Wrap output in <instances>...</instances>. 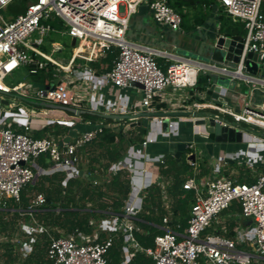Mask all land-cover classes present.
<instances>
[{"label":"built area","instance_id":"built-area-1","mask_svg":"<svg viewBox=\"0 0 264 264\" xmlns=\"http://www.w3.org/2000/svg\"><path fill=\"white\" fill-rule=\"evenodd\" d=\"M13 2L0 0V207H5L8 201L19 203L21 192L27 185L35 187L41 177L55 173L64 175L63 185L78 178L93 187L101 185V180L91 178L88 171L79 168L82 160L80 150L105 127L103 122L92 124L83 121L76 113L86 104L90 112L107 115L184 111L192 120H204L208 124L213 122L240 131L242 142L264 145L262 108H250L244 103L241 111L237 112L226 105H209V109L216 114L199 118L197 112L206 107L189 103L190 97L185 95L171 104L172 110L156 109L161 103L170 101L165 97L168 88L192 91L200 74L242 80L252 84L251 92L259 90L264 93V78L246 73L244 66L248 53L264 55V14L260 9L263 0H217L222 12L242 23L246 29L238 63L232 67L183 58L138 44L127 37L131 17L143 3L157 25L179 31L181 15L168 5L167 0H28L21 13L5 17L2 12H6ZM50 20L62 23L66 35L74 40V45L70 41L73 49L64 65L38 49L41 36L54 31ZM33 33H37L39 38L31 42L28 38ZM53 46L55 53L63 49L57 43ZM113 49H117L118 54L112 68L97 82H102L109 94L117 97L121 90L130 87V82L142 85L143 89L133 87L141 94L139 101L126 108L117 100L105 103L103 98L91 95V84L97 79L95 73L90 67H81L76 63L77 60L93 62ZM156 58H165L171 63L162 70ZM48 64L53 66V77L48 83L20 82L13 86L6 83L7 78L20 68L26 69L28 75H34L45 70ZM20 102L41 108L32 111ZM51 106L70 108L75 112ZM138 121L135 119L130 123ZM120 122L113 121L112 126L116 127ZM155 122L161 133L162 119ZM78 124L84 126L82 130L77 128ZM57 127L66 128L67 132L57 135ZM198 127L204 130L200 136L207 139L206 127ZM47 128L50 130L46 131ZM69 130H75L76 137L60 146ZM35 132H44V135L35 137ZM178 134V122L169 120L167 135L176 137ZM156 138V131L147 133L140 143V151L130 147L126 156L108 170L111 175L120 172L130 174V192L121 214L101 219L97 224L90 221L89 225L93 227L91 233L76 229L53 237L33 218L35 209L45 204L44 195L35 193L26 212L30 220L18 225L23 239H9L0 233V247L7 246V243L17 245L19 256L26 258L33 253L38 237L47 234L49 243L45 256L51 264H108L112 235L118 234L123 241L122 264L129 263L137 252H144L151 259L149 264H264V171L251 184H237L218 176L204 179L200 185H196L192 178L186 180L183 188L194 191L195 201L184 231L171 230L168 227L170 221L165 217L163 233L154 238L153 246L146 249L140 247L135 233L141 230L133 219L142 210L144 190L158 183L159 167L165 158L164 155L151 157L145 152L149 145L156 142ZM193 148L190 145L187 150ZM202 155L212 158L206 152ZM42 156L48 164L46 167L38 163ZM240 156L249 167L264 161V154L241 151L233 157L221 153L213 162L217 165L225 163L227 158ZM186 161L193 169L196 168L194 154L189 152ZM144 177L150 179L144 182ZM233 201L239 202L240 214L251 221V226L236 229L230 239L217 235L204 236L205 230ZM101 235L105 237L102 239Z\"/></svg>","mask_w":264,"mask_h":264},{"label":"trees","instance_id":"trees-1","mask_svg":"<svg viewBox=\"0 0 264 264\" xmlns=\"http://www.w3.org/2000/svg\"><path fill=\"white\" fill-rule=\"evenodd\" d=\"M20 0L21 12L25 2ZM170 7L179 12L182 18V28H195L204 23L205 18L216 6L217 0H167ZM218 8V33L225 37H245L246 29L239 21H235ZM192 9L196 13L192 16L193 24L186 25L185 20L189 16L183 10ZM261 13L264 14V0L261 4ZM205 12L204 14H202ZM53 27L62 25L57 20H50ZM118 50L113 49L108 52L99 62L92 63L96 72L104 73L112 68V63L117 57ZM34 83H48L53 77V66L48 64L47 68L30 75ZM211 79L209 74H200L194 91L201 92L208 85ZM201 103V102H200ZM71 115L70 113H67ZM83 121L87 120L94 124L97 120L103 122L105 127L97 137L80 150L82 160L87 162V171L91 178L102 181L100 186L93 187L84 179L68 180L63 185L64 175L55 173L43 176L39 179L38 186L34 191L22 190L20 202L8 201L5 207H0V233H7V238H11L16 227V223L23 217L26 222L30 217L26 215L29 201L35 193H41L45 197V204L37 207L33 216L37 221L46 226L50 236L59 237L58 229L65 233L79 230L84 233H91L93 227L89 225L91 218L110 217L121 214V208L130 192V176L128 172H120L115 175L107 174L109 168L123 159L126 149L131 144H140L145 135L146 128L136 127V133L130 132L129 137L122 131L114 132L107 126L113 123L99 117L97 114L85 112L81 115ZM65 128L58 127L55 133L65 134ZM36 134L35 137H41ZM188 150L183 153L179 160L173 154L165 155L163 164L159 167V174L168 181L165 187L166 196L169 199L168 208L163 207L162 189L159 185H152L144 190L142 210L138 212L133 222L140 228V232L135 233V238L141 248H151L156 236L163 233V218L167 217L173 229L179 226L183 230L187 225V219L191 206L195 201L193 190L183 188V183L192 175L193 168L187 163ZM38 163L46 167L48 164L42 156ZM192 170V171H191ZM108 176V177H107ZM31 192L33 195H31ZM87 204H92L90 208ZM56 208H63L56 212ZM75 209V210H74ZM229 213H240L241 208L238 201H233L226 210ZM233 225L229 227V236H233ZM40 239L34 244V251L26 258H21L17 245L7 243L2 247L4 250L3 264H51L46 259V249L49 243V236L42 234ZM104 237H102L103 239ZM41 241V242H40ZM121 236L111 246L107 254L108 264H120L122 260ZM1 248V247H0ZM151 259L144 252H137L128 264H149Z\"/></svg>","mask_w":264,"mask_h":264},{"label":"crops","instance_id":"crops-1","mask_svg":"<svg viewBox=\"0 0 264 264\" xmlns=\"http://www.w3.org/2000/svg\"><path fill=\"white\" fill-rule=\"evenodd\" d=\"M211 13L212 14L208 15L205 18V21L203 24L196 26L195 28H192V29L185 28L184 29L181 27L179 31H171L165 26L157 25L151 18L147 10V7L145 6V7L140 8L139 11L135 14L137 16L133 19L134 22L130 26L131 29L138 28L139 35H136L137 38L136 37L134 38L132 36L128 38L138 44L151 46L153 48H156V49H159L165 52H169L174 55H177L178 50L183 49L192 54H196L197 56H207V52L205 48L209 46L216 37L221 36L218 33V27H216L215 29H212V28H209L208 24L206 23V22L209 23L210 18L212 19L213 22L217 21L218 8L214 6ZM150 21H152V23H154L155 26L159 28V31L161 32L159 34V37L157 36L156 33L153 34L152 33L153 31H151V29L149 28L150 27L149 25L151 24ZM189 23L190 25L193 24V19H191ZM206 28H209V29H206ZM200 29H204V31L199 34L196 33L197 31H200ZM193 34L195 35L194 37H192ZM190 39H192V43ZM102 58H104V56L97 58L95 61L90 62V63H87L82 60L76 61V63H78L81 67L83 66L90 67L95 73V76L97 79H94L91 84L92 86L90 89L91 95H93L94 97L103 98V101L105 103H113L114 100L115 101L117 100L118 103L123 108H126L129 105L135 104L137 101H139L141 94L138 90L134 89L133 87H129L127 89L121 90L117 97L116 95L115 96L110 95L107 87L104 86L101 81H100L101 83L97 82L99 77L105 72L98 74L96 70L92 67V63L99 62ZM183 58H188V57H183ZM156 62L162 70H165L168 67V65H170L171 63L169 60L165 58H156ZM210 76H211L210 83H208V85L205 87V90L201 92H197L194 90L174 91L168 88L165 92V97L167 101L168 100L170 101L161 103L159 106L156 107V109H162V110H167V111L172 110L173 107H171V104H175L177 102V99H182L184 98L185 95L190 97L189 103H199L206 107L205 109L202 110L203 115L199 116V113L197 112L196 116H198L199 118L211 117L212 115L216 114L215 111H213L212 109H209V105H221V106L226 105L234 109V107H232V99H231V97L235 95L234 92L220 89L215 84V80L218 76L212 75V74H210ZM80 111L90 112L87 104L82 106ZM181 112H184V111H181ZM90 113L100 114V113H94V112H90ZM192 119L193 118L189 115L183 118L170 119L171 121H175V122L177 121L179 124V134L176 137H172L167 134H164L162 131L161 133H159L158 126H156V122L151 120L149 127L145 131L146 132L145 135L149 132L156 131L157 138L154 144H151L147 147V149L145 150L146 154H148L151 157L157 156V155L165 156L167 154H173V152L175 151V143L177 142H188V141L197 142L199 141L200 133H203L204 130L201 127L196 126L195 125L196 120H192ZM99 122L100 121L97 120L95 123H99ZM112 125L113 123H111L110 126H107V127L110 128L114 132L131 131V132L136 133V130H135L136 127L132 128L128 124H126L127 129L125 130L122 128H118L120 127V124L116 127H113ZM83 127L84 126L82 124L77 125V128L79 130H82ZM49 130L50 128L46 129V131H49ZM36 134L44 135V132H35L34 135ZM144 136L142 137V140ZM130 147H132L133 150L135 151L141 150L140 144H136V145L131 144L127 147L126 154ZM193 149L194 150L197 149V151L199 152V156L202 158V161L200 163L196 162L197 163L196 168L193 169V173H192V176L194 178L189 177L187 178V180L191 178L194 179L196 185H200V183L204 179L211 178L217 175H219V177L230 179L231 181L237 184H241V183L251 184L255 181L257 175H259L260 173L264 171V161L255 162L251 167H249L247 166L244 158L241 156L236 157L235 159L227 158L225 159V163H220L217 165L212 164V166H210L211 160L214 161L215 159H217V157L220 156L221 153L225 154L227 157H233V154L239 153L241 151L251 152L255 154L256 153L264 154V145L262 144L241 142V143H229V144L215 145L212 158L203 157L202 153L205 151L201 147L195 146ZM188 151L191 152L190 150ZM126 154L124 155V157L126 156ZM223 168H225V170H223L222 172ZM107 174H109L108 171H107ZM230 176L232 177L230 178ZM148 178L149 177H144L143 181L146 182ZM159 178L160 179L158 183L154 185H159L161 187L163 207L168 208L169 199L165 193V187L168 181L165 180L160 174H159ZM232 225H233V229H232L233 236H229L228 235L229 227H231ZM250 226H251V221L243 218L240 213H229L225 210L212 222V224L209 227L210 228L209 232L208 233L204 232L203 235L204 236L205 235H217L223 238L230 239L234 237V232L236 229H247ZM168 227L171 230H175L178 232H183L184 229L186 228L185 227L183 230H179V226H177L176 229H173L170 223ZM1 234L7 236V233L2 232Z\"/></svg>","mask_w":264,"mask_h":264},{"label":"water","instance_id":"water-1","mask_svg":"<svg viewBox=\"0 0 264 264\" xmlns=\"http://www.w3.org/2000/svg\"><path fill=\"white\" fill-rule=\"evenodd\" d=\"M71 45H74V40L71 41ZM242 48V37H225L218 36L212 43L207 46L206 52L207 56H200L204 58L206 63H214L218 65H223L226 67H232L238 63V56ZM245 72L256 76L259 70L264 67V55L263 54H253L248 53L245 61ZM216 86L224 88L228 91L234 92L235 82H232L229 78L224 76H218L215 80ZM130 87H136L138 89H143V86L136 83L130 82ZM250 108H262L264 111V93L259 90H253L251 92V100L246 102ZM63 109L70 113H74L75 110L70 108H61L58 106H51ZM79 115L84 114V111L76 112ZM93 114V113H92ZM99 117L112 121H122V120H139L138 122L132 123L131 127H143L146 128L149 126L151 120L162 119L161 130L164 134L168 133V123L172 118H183L189 115L188 112L174 111V112H139L132 115H107V114H97ZM196 126L206 127L205 131L208 134V138L204 139L200 136V140L197 142H177L175 143V151L173 152V157L177 160L180 159L181 155L187 151L190 145L201 147L209 157L213 156L215 145L220 144H229V143H241L242 134L240 131L231 128L220 126L217 123L211 122L210 124L206 123L204 120H196ZM75 130H69L67 136L59 143L62 146L63 143L69 142L71 138L76 137ZM193 159V156H191Z\"/></svg>","mask_w":264,"mask_h":264},{"label":"rangeland","instance_id":"rangeland-1","mask_svg":"<svg viewBox=\"0 0 264 264\" xmlns=\"http://www.w3.org/2000/svg\"><path fill=\"white\" fill-rule=\"evenodd\" d=\"M20 0H14V2L9 6V8L7 9L6 12H2V14L7 17V16H10V15H16L18 13H21V8H20ZM145 3L141 4L139 7H138V10L137 12L139 11L140 8L142 7H145ZM216 6H218V4H216ZM222 11V9H221ZM188 13V17L187 19L185 20V23L186 25L190 24L189 22L191 21L192 19V16H194L193 14L196 13L195 11H193L192 9H188V10H183V13ZM205 12H203L202 14H204ZM212 14L211 12L209 13V15ZM137 15H133L131 17V20H130V26L132 25V23L134 22V18L136 17ZM207 20V19H206ZM151 24L149 25L151 31H153L152 33H156L157 36L159 37V34L161 33L159 31V28H157L155 26L154 23H152V21H150ZM208 24V27L209 28H212V29H215L216 27H218V22H213L212 19L210 18V21L209 23L206 22ZM129 26V30H128V34H127V37H136V35H139V31H138V28L136 29H131ZM209 28H206V29H209ZM205 29V28H204ZM204 29H200V31H197L196 33H202L204 31ZM66 29H65V26L64 25H58V27H54V31L50 32L49 34L45 35V36H41V40H40V45L38 46V49L42 52H44L45 54L47 55H50V57H52L53 59H55L57 62H59L60 64L64 65L67 63L68 59L70 58L71 56V53H72V47L70 46V41L71 39L66 35L65 33ZM206 32V31H205ZM195 35L193 34L192 37H194ZM39 38L38 34L37 33H33L31 36H29V40L32 42L33 40H37ZM191 40V43H192V39ZM54 43H57L58 46L62 47V51L59 53H55L54 51H52V49L54 48ZM177 55L180 56V57H188L189 59H192V60H196V61H200L202 63H206L207 61L204 60V58H201L200 56H197L196 54H192L190 52H187L186 50H178L177 51ZM204 57V56H202ZM258 77H261V78H264V67H262L258 74L256 75ZM232 82H235V85H234V96L231 97L232 99V107H234L235 111L237 112H240L244 103L245 102H249L251 100V89H252V84L250 83H246L242 80H231ZM20 82H33L32 81V78L30 75H28L26 69H23V68H20L17 72H15L12 76L8 77L7 78V85L9 86H13V85H16L17 83H20ZM21 105L24 104L25 107L31 109L32 111H38L41 107L40 106H34L30 103H25L23 102H20ZM43 108V107H42ZM199 113V116L203 115L202 111H198ZM57 116L59 115H62V114H58V113H55ZM64 117H66V115H63ZM124 124H123V123ZM122 122H120V127L118 128H122V129H127L126 127V123H128V125H130L132 122V120H122ZM131 131H126V132H123V134L127 135V137H129V134H130ZM191 153H194L195 157H196V162L200 163L202 161V158L199 156V152L196 150H190ZM212 164L214 165L213 161L211 160V165ZM79 168L83 171H87V162L85 160V162L83 160H81V164L79 163ZM223 170H225V168L222 169V172ZM192 171V170H191ZM190 177H193L192 175H189ZM219 177V175H217ZM232 176H230L231 178ZM194 178V177H193ZM80 179V178H78ZM87 182V181H86ZM39 183V182H38ZM38 183L37 185L35 186V188L38 186ZM88 183V182H87ZM24 190L26 191H34V187H31L30 185H27ZM34 193V192H33ZM33 193L31 192V195H33ZM92 206V204H87V207L90 208ZM56 212L60 211V210H63V208H56L55 209ZM75 210V209H74ZM33 218L37 221V219L33 216ZM104 218H108V217H103V218H91L89 221L93 222L94 224H97L101 219H104ZM26 223L25 219L23 217H20V219L18 220V222L16 223V227L14 229V232L12 234V237L13 238H18V239H23V236L22 234L20 233V230L18 228V225L20 223ZM38 222V221H37ZM39 223V222H38ZM47 231L49 230L46 226H44ZM210 230V228H208L205 233H208ZM57 232H59V234H65V232L63 230H60L58 229ZM50 235V234H49ZM11 237V238H12ZM101 237H105V235H101ZM113 237V241H114V244L115 242L117 241L118 239V234H113L112 235ZM40 237H38L37 239V242L39 241ZM41 242V241H40ZM122 246H123V241L121 242V253H122ZM4 250L2 248H0V255L3 254ZM122 262L124 263V258H123V254H122V260H121V263ZM0 264H3V257L1 256L0 258ZM128 264V263H127Z\"/></svg>","mask_w":264,"mask_h":264}]
</instances>
